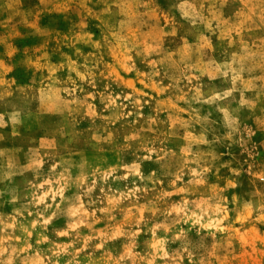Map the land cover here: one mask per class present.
Returning a JSON list of instances; mask_svg holds the SVG:
<instances>
[{"label":"rangeland","instance_id":"rangeland-1","mask_svg":"<svg viewBox=\"0 0 264 264\" xmlns=\"http://www.w3.org/2000/svg\"><path fill=\"white\" fill-rule=\"evenodd\" d=\"M8 45L0 264H264V0H0Z\"/></svg>","mask_w":264,"mask_h":264},{"label":"crops","instance_id":"crops-1","mask_svg":"<svg viewBox=\"0 0 264 264\" xmlns=\"http://www.w3.org/2000/svg\"><path fill=\"white\" fill-rule=\"evenodd\" d=\"M3 44H1L2 46ZM10 46L8 45L7 47H3V49H0V67L4 65L6 61V57L8 56L7 52L9 50Z\"/></svg>","mask_w":264,"mask_h":264}]
</instances>
